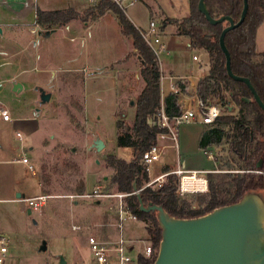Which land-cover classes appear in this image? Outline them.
I'll list each match as a JSON object with an SVG mask.
<instances>
[{
	"label": "rangeland",
	"instance_id": "obj_1",
	"mask_svg": "<svg viewBox=\"0 0 264 264\" xmlns=\"http://www.w3.org/2000/svg\"><path fill=\"white\" fill-rule=\"evenodd\" d=\"M77 1L83 4L87 0ZM89 3L90 7L85 10V14L93 9L92 16L94 17L96 11L93 6L97 2ZM157 3L166 12L170 9L167 0H157ZM126 12L136 25L144 29L147 28L149 11L144 4L138 2L129 7ZM153 20L160 30L159 38L166 44V49L170 51V56H166L164 53L159 55V62L163 69H172L179 74L200 75L205 68L199 70L191 61V57L193 55L199 56L200 60L205 63V54L187 49L184 46V39L173 37L170 35L169 29L161 30L162 24L159 14L153 16ZM119 27L117 17L108 16L96 32H93L89 37L85 35L87 46L85 49L81 48L82 54H80L78 62L74 61V65L106 67L129 55L124 61L110 66L115 79L114 89H112L110 80L105 81L102 85L105 89L104 87L96 89L99 98L94 99L93 96H90L86 99L89 113L82 101L78 102L72 97V103L64 105V112L60 114L63 117L57 123L48 122L45 126L56 131H44L41 128V118L29 119L32 117V111L35 112L40 108V103L33 102V97L39 96V91L36 90L37 86L31 84V88H25L17 99H7L6 101L10 115L11 113L14 115V106L19 107L21 121H27L28 127H31L32 130L33 128L37 130L39 126V131H35V135L31 136L32 138H40L45 135V132L54 134V137L43 141L42 146L47 150L42 153L38 166L34 161L29 163L40 179L42 193L50 196L46 204L38 211H33L28 215L26 203L22 202V199L20 201H0V233L9 239L7 261L10 264H58V256L64 259L65 264H80L77 254H75V248L85 244L86 236L91 232L89 229H94L91 233L100 234L102 238L109 237L107 224L111 222H104L105 219L103 218L96 222L92 217L96 214L93 202L81 199L79 196L90 192L92 188L97 187L96 185L104 187L106 191H115V187L110 184L114 172L107 167L105 159L110 154L124 160H130L132 157V149L119 148L116 145L117 128L115 120L122 121L127 127L132 125L135 97L141 84L139 74L141 63L133 50L131 37L122 35L121 31L119 33ZM86 30L74 33L73 44L78 43L80 36L84 35ZM68 37H63V40H68ZM259 37L261 43V39H264V25L259 29ZM171 38H174L172 43H170ZM162 42L161 44H163ZM262 50L264 48L260 44L258 52ZM118 69L121 70L118 74L119 78L114 73ZM191 69L193 71H190ZM95 87L93 84H86L81 86L78 92L87 93ZM114 93H116L117 98H115ZM120 94L121 96H119ZM232 111L229 114L237 116L239 108L235 106ZM221 128L225 132L222 142L216 148L210 146L206 149L208 152L216 154L217 159L221 162L219 169L222 172L216 174L235 175L242 173L238 164L232 162L228 152L231 127L222 125ZM201 130L202 127L200 126H182L179 133L178 153L174 149H166L164 151L166 159L175 163L177 155L181 162L186 163V167L192 165L193 167L213 169L214 163L210 162L202 154L203 150L198 147ZM19 131L22 134L27 132L23 129ZM97 138L102 143L105 142L106 145L100 151L94 148V141ZM36 140L38 141V139ZM27 145L25 144L26 147ZM34 154L35 152L29 155L36 157ZM19 157L18 149L16 152L10 150L9 154L5 156L11 164L0 165V187L5 189L9 181L14 179L19 184L17 191L24 193V199L40 195L41 190L37 179L35 175L29 172L28 165L18 164L15 161ZM153 167L155 166H150L152 175L159 172L158 167ZM253 172L257 173L256 171ZM199 196L200 194L191 195L186 200L196 205ZM70 197H74L73 202H71ZM97 210L101 216L108 212L105 203H100ZM72 223L80 226L81 230L72 231ZM124 233L126 237L133 240L149 238L145 223L126 224ZM43 245L46 246V250L39 252L38 249ZM136 245H138V249L141 248V243ZM85 253L86 261L84 264H92L88 250Z\"/></svg>",
	"mask_w": 264,
	"mask_h": 264
},
{
	"label": "trees",
	"instance_id": "obj_2",
	"mask_svg": "<svg viewBox=\"0 0 264 264\" xmlns=\"http://www.w3.org/2000/svg\"><path fill=\"white\" fill-rule=\"evenodd\" d=\"M211 17L230 16L237 22L243 9V0H204ZM248 8L243 21L228 30L224 35V44L230 56V69L233 75L247 78L264 104V52H258L256 35L258 27L264 22V0H247ZM198 0H189V14L181 19L166 18L164 23H173L176 33L189 38L190 47L203 50L208 55V74L197 85L196 96L207 104H218L222 115L215 125L203 128L198 147L201 150L220 144L225 136L222 125L231 127L228 152L232 162L238 164L242 173L235 175H208V192L200 194L196 205L176 194L177 177L168 174L157 188L145 186L148 173L141 163L142 152L152 145L155 136L162 131L157 126V114L163 110L167 115H177L176 98L165 97L161 102L160 70L154 51L146 43L142 32L127 17L125 11L111 0H99L93 8L97 17L111 10L121 26L124 35L132 39L133 49L141 63L140 77L144 86L135 100L134 120L130 127L122 121L116 122L117 147L131 148L133 159L126 162L110 154L106 165L114 174L110 184L115 191L132 193L135 183L137 193L127 198L130 210L138 220L146 224V232L154 249L151 259L140 257L139 264H153L161 241L155 214L140 211L138 197L144 206L154 204L175 218H195L215 208L236 203L248 191L264 190V174L254 173L255 165L264 157V111L254 101L249 88L232 80L225 69V56L219 47V36L228 22L211 24L197 7ZM93 10V9H92ZM92 10L81 15L73 8L41 10L36 8L37 21L42 25H61L71 19L93 17ZM180 88L185 92L184 86ZM236 107L238 115H230ZM231 110V111H229ZM227 112V113H226ZM226 113V114H225ZM166 172L169 170L166 168ZM251 171V172H250ZM264 172V170H261Z\"/></svg>",
	"mask_w": 264,
	"mask_h": 264
},
{
	"label": "crops",
	"instance_id": "obj_3",
	"mask_svg": "<svg viewBox=\"0 0 264 264\" xmlns=\"http://www.w3.org/2000/svg\"><path fill=\"white\" fill-rule=\"evenodd\" d=\"M167 1L170 6L168 12H166L158 5L157 0H138L136 2V3L140 2L144 4V6L149 11V22L146 29L136 25L133 19L126 12L128 8L125 10V13L129 18V20L138 29H140L141 32L147 31L150 21L153 20V16L159 14L162 24L160 29L161 30L169 29L170 35H172L173 37H179L181 39H184V46L187 49H192L190 47L189 38L184 35L177 34L176 26L173 23H164V20H166V18L181 19L183 17H186L189 14V0H167ZM89 4H90L89 1H86L85 3L82 4V3H78L77 0H0V102L4 106H6L7 99H17V97H19L24 92L25 88L26 89L31 88L30 87L31 84L38 87L36 88L37 92L38 89L44 90L45 93H48L50 95L48 102L44 104H40V108L38 110H35V112L32 111V117L29 118L33 120L41 118L40 119L42 122L41 128H43L44 131H56L48 127L46 128L45 126L48 122L57 123L58 120L63 117L60 114L64 112V105L72 103L71 101L72 97H74V99L78 102L82 101L85 105V109L89 113L88 108L86 106V99H88L90 96H93L94 99L99 98L97 96L96 89H100L101 87H104L102 85L103 82L105 81L110 80L113 86L112 89H114L115 79L113 77L112 71L110 70V66L124 61L125 58L129 56L126 55L121 60L115 61L114 63L106 67L97 66V65L93 67L81 66L79 64L74 65V61L78 62L77 60L79 59L80 54H82L81 48L85 49V46H87V44L85 43L86 42L85 35L89 37L93 32H96V30L101 26V24L108 16L109 17L116 16V14L113 13L111 10H105L103 14L97 17H91L90 15H86L85 17L81 16L78 18H74L61 25H53V24L42 25L37 21L36 18V8L45 11L73 8L81 15H85V10L90 7ZM111 12L113 14H110ZM34 21H36L39 26H35L33 24ZM263 25L264 22L257 29V35H256L257 51L260 47V44L262 45V48H264V39L262 38L260 43V37H259V29L263 27ZM119 29H120L119 30L120 33L121 26L119 27ZM81 30L82 31L86 30L85 34L80 36V39L78 40L77 44H73L75 40V37H73L74 33L79 32ZM58 32H60V34H57ZM158 32H160V30ZM40 33H42L43 35ZM121 34L124 35L122 31ZM67 36H69L68 40H63V37H67ZM173 39L174 38H171L170 43H172ZM159 40H161V38H159ZM163 45H164V49L158 54V62H159L160 54L164 53L166 56H170V51L166 49L165 46L166 44L163 43ZM153 49L157 50V46L154 44H153ZM193 50L198 51L202 54L204 53L206 56L205 63L200 60L199 56H197L198 61H194L192 59L193 56L196 55H193L191 57V61L198 67L199 70H201V68L203 67L205 68V70L198 76H194L192 74L190 75L187 73L179 74L172 69L164 70L163 66L159 62L160 73H161L160 77H163L162 79L160 78V94H161L162 103L165 97L170 95L169 80L166 79V77L169 76L176 78L179 84L184 86V90H185L184 93H186L188 96L192 98V100H194V97L196 96V89L198 82L208 74L209 61H208L207 53H205L203 50H196V49ZM134 52L136 54L135 50ZM260 52H264V50ZM190 71L193 70L191 69ZM120 72L121 70L119 69L116 70L114 72L115 76L119 78L118 74ZM15 83L19 84L20 86L14 87L13 85ZM86 84H93L96 87L87 93L86 92L83 93V91L78 92V89H80L81 86H84ZM143 86H144V82L141 79V84L136 94V97L142 90ZM114 95L115 98H117L116 93H114ZM119 96H121V94ZM33 99H34L33 100L34 103L37 102L40 103L39 96L33 97ZM133 109L135 114V107ZM13 110H14L13 112L14 115L11 113L10 121L5 122L0 118V165L11 164L9 163L10 160H7L5 156L9 154L10 150L11 151L14 150L16 152V149H18L20 153V157L17 158L16 160L25 157L28 159V164L34 161L38 166V163L42 158V153H44L47 150L43 148L42 143L44 140L54 137V134H50L51 133L50 132L49 135L48 132H45V135L41 136L40 138H36V137L35 139L32 138L31 136L35 135V131L36 132L39 131V126L37 127V130L35 128H33L32 130L31 127H28L27 121L25 120L21 121V118H19V113H21L19 111V107L14 106ZM116 122L117 121L115 120V123ZM186 125L200 126L202 127V130L204 127H206L198 124H186ZM186 125H182V126H186ZM181 127L179 129V133ZM21 129L27 132L25 134H22V132L19 131ZM28 131H34V132L30 133ZM17 133L21 134V140L17 138L16 136ZM36 139H38V141ZM25 144L26 145L28 144L27 147L25 146ZM103 144L105 145V142ZM159 145L160 147H162L161 159L158 163L152 164L155 166L153 168L156 167L159 168V172L155 173L154 171L155 174L152 175L149 169L148 182L145 184V186L147 184L152 183L155 179L159 178L164 173H167L165 171L166 168L169 170L168 172L175 170L179 166L186 170H191V171L194 170L207 171V170H213L214 168L219 169V166L221 164L220 160L218 159L215 163L208 159L210 162L214 163L213 169L193 167L192 165L190 167H186V163L181 162L180 157H178L177 155H176L175 163H172L166 159L164 153L166 149H173L172 147L169 146V142L166 141L159 142ZM217 145H213L212 147L216 148ZM119 148H124V147H119ZM178 150H175V152L178 153ZM205 150L202 151V154L206 157V155L204 154ZM34 152H35L34 155L36 157L29 155ZM116 157L118 158V156ZM119 159L121 158L119 157ZM132 159H133V152L130 160H124V159L122 160L126 162H130ZM18 164H22V163L18 162ZM30 173L35 175L38 182V186L41 190V194H43L40 179L36 174L35 170ZM18 185L19 184L14 179H11L5 189L0 187V201H4V200L20 201L21 199H23L24 193L17 191ZM150 187L157 188L159 187V184L157 182H154L150 185ZM110 192H116V191H110ZM17 194H20L21 198H17L16 197ZM100 203H105L107 206L109 204L106 201L93 202V206L95 207L96 214L93 215L92 217L96 222H99L100 218L105 219L104 222H111L107 224L109 226L108 227L109 231L107 233L109 236H113L115 233L113 227L116 221L115 214L110 212L107 208V211L110 213L107 212L101 216L99 214V211L97 210V207H99ZM72 224L76 225L74 223ZM78 227L79 230H81L80 226ZM89 230L92 232L94 229H89ZM78 231H74V232H78ZM91 232H89L88 235L86 236L85 244L78 245L75 248L76 250L75 254H77V259L80 264H84L86 261L85 252L86 250H88L87 238L89 236H98L102 238L100 234L91 233ZM59 257L61 256L57 257L58 260L60 259ZM7 264L10 263L7 261ZM58 264H60L59 261Z\"/></svg>",
	"mask_w": 264,
	"mask_h": 264
},
{
	"label": "built area",
	"instance_id": "obj_4",
	"mask_svg": "<svg viewBox=\"0 0 264 264\" xmlns=\"http://www.w3.org/2000/svg\"><path fill=\"white\" fill-rule=\"evenodd\" d=\"M89 2H98L99 0H87ZM116 3L124 11L133 6L138 0H111ZM35 26H39L36 21L33 22ZM159 28L156 26L155 21H150L148 30L142 32L146 43L154 51L158 58V54L164 49V45L159 40ZM153 44L157 46V50L153 49ZM194 61H198L197 56H193ZM161 79L163 77H160ZM169 80L170 95L176 98V106L179 110L177 115H167L163 110L157 114V126L162 129L161 132L156 134L155 141L147 149L142 152L141 163L143 164L145 171L148 173L150 166L154 163H158L161 159V150L159 142H169V146L175 150L179 148V129L182 125L186 124H198L201 126L215 125L217 120L221 117V107L218 104H207L197 96L194 100L188 96L180 88L179 82L176 78L169 76L166 77ZM0 118L8 122L10 121V114L6 106L0 102ZM17 138L21 140V134H16ZM207 159L212 162L217 161V156L212 152L204 151ZM16 162L28 165L29 172H33L34 169L28 164V159L22 157ZM220 169L214 168L213 170H200L191 171L182 167H177L175 170L164 173L159 178L155 179L152 183L157 182L159 186L165 181L164 178L168 174H173L177 177L176 194L181 199H186L188 196L197 194H206L208 192V175L220 173ZM257 173H263L256 170ZM152 183L147 184L150 186ZM138 191L132 193L123 192H110L106 191L104 187L97 186L90 192L85 193L79 198L86 199L92 202H108V210L115 214L116 221L113 225L115 233L113 236L107 238H100L98 236H89L87 238V245L89 255L93 264H139V258L151 259L154 254L152 244L148 239L133 240L125 236L124 230L126 224L140 223V220L130 210L127 198L131 194H136ZM76 198V197H75ZM50 199L47 194H40L34 197L22 199V202L26 203L27 211L33 212L41 209ZM74 197H70L71 202ZM72 231H78L79 227L71 225ZM137 243H141V248L138 249ZM9 239L2 233H0V264H7ZM134 253V254H133Z\"/></svg>",
	"mask_w": 264,
	"mask_h": 264
},
{
	"label": "water",
	"instance_id": "obj_5",
	"mask_svg": "<svg viewBox=\"0 0 264 264\" xmlns=\"http://www.w3.org/2000/svg\"><path fill=\"white\" fill-rule=\"evenodd\" d=\"M197 7L211 24L228 22L219 36L227 75L245 84L254 101L264 111V104L249 80L232 74L230 56L224 44L225 33L243 21L248 8L247 0H243V9L237 22L226 15L211 17L204 0H198ZM13 86L20 85L15 83ZM38 91L40 104L48 102L50 95L42 89ZM102 147L104 144L97 138L94 148L100 151ZM255 169L264 170V157L259 159ZM133 190L137 191L135 183ZM20 196L16 195L17 198ZM137 197L140 211L154 213L161 229V241L153 264H264V190L248 191L236 203L215 208L195 218L172 217L162 206H144L139 195ZM27 214L30 215V211ZM40 250L45 251L46 246L43 245ZM59 258V263L64 264V259Z\"/></svg>",
	"mask_w": 264,
	"mask_h": 264
}]
</instances>
